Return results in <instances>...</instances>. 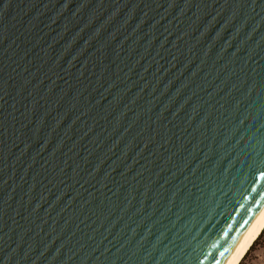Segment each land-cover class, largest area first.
Here are the masks:
<instances>
[{
    "label": "water",
    "instance_id": "water-1",
    "mask_svg": "<svg viewBox=\"0 0 264 264\" xmlns=\"http://www.w3.org/2000/svg\"><path fill=\"white\" fill-rule=\"evenodd\" d=\"M264 202V0H0V264H222Z\"/></svg>",
    "mask_w": 264,
    "mask_h": 264
},
{
    "label": "bare ground",
    "instance_id": "bare-ground-1",
    "mask_svg": "<svg viewBox=\"0 0 264 264\" xmlns=\"http://www.w3.org/2000/svg\"><path fill=\"white\" fill-rule=\"evenodd\" d=\"M264 228V202L243 231L222 264H239Z\"/></svg>",
    "mask_w": 264,
    "mask_h": 264
},
{
    "label": "rangeland",
    "instance_id": "rangeland-1",
    "mask_svg": "<svg viewBox=\"0 0 264 264\" xmlns=\"http://www.w3.org/2000/svg\"><path fill=\"white\" fill-rule=\"evenodd\" d=\"M264 233L249 248L239 264H264Z\"/></svg>",
    "mask_w": 264,
    "mask_h": 264
},
{
    "label": "trees",
    "instance_id": "trees-1",
    "mask_svg": "<svg viewBox=\"0 0 264 264\" xmlns=\"http://www.w3.org/2000/svg\"><path fill=\"white\" fill-rule=\"evenodd\" d=\"M263 233H264V228H263V230L261 231V233L258 235V237L256 238V240H258V239L261 237V235H262ZM256 240H255V241H256ZM255 241H254V243H255ZM254 243H253V244H254ZM263 243H264V240H263ZM253 244H252V245H253ZM252 245H251V246H252ZM251 246H250V247H251Z\"/></svg>",
    "mask_w": 264,
    "mask_h": 264
}]
</instances>
